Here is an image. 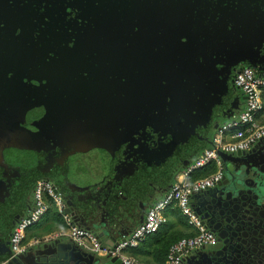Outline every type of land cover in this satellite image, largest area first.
<instances>
[{"label":"flooded vegetation","instance_id":"1","mask_svg":"<svg viewBox=\"0 0 264 264\" xmlns=\"http://www.w3.org/2000/svg\"><path fill=\"white\" fill-rule=\"evenodd\" d=\"M257 19V0H0V262L50 257L41 251L54 240L11 257L40 179L74 196V224L96 235L135 230L221 124L245 109L236 75L264 70L223 61L218 36H255ZM227 167L204 191L209 199L191 206L224 263L264 264V154L232 165L233 183ZM109 201L122 219L104 216ZM109 254L86 264H110Z\"/></svg>","mask_w":264,"mask_h":264},{"label":"built area","instance_id":"2","mask_svg":"<svg viewBox=\"0 0 264 264\" xmlns=\"http://www.w3.org/2000/svg\"><path fill=\"white\" fill-rule=\"evenodd\" d=\"M235 84L247 96L246 107L239 116V122L229 120L221 124L211 145L181 172L164 196L149 207L143 222L135 228L131 237L120 243L114 251L104 246L95 232L74 224L71 215L66 212L67 206L63 195L57 191L52 182L40 179L34 190V209L16 225L12 234L11 257L38 244L68 239L97 255L111 252L113 256H118L123 264H147L129 254L128 250L139 247L149 236L156 233L167 222L166 210L174 206L178 207L189 224L196 228V233L182 237L172 244L166 264H184L186 259L197 250L214 245L216 242L214 233L204 225L191 206L192 195L213 187L222 179L223 161L219 155L220 151L230 154L245 152L264 138V121L259 117L264 108L262 98L264 74H257L250 67H245L237 73ZM213 165L215 166L213 172L208 175H198L200 171H205ZM51 208H55L62 215L65 227L45 235L28 237L29 228L42 219ZM8 261L6 259L0 264H7Z\"/></svg>","mask_w":264,"mask_h":264},{"label":"water","instance_id":"3","mask_svg":"<svg viewBox=\"0 0 264 264\" xmlns=\"http://www.w3.org/2000/svg\"><path fill=\"white\" fill-rule=\"evenodd\" d=\"M258 3V19L257 23L252 26L251 29H254L252 33H254L255 36H218L219 40L224 41L225 48L221 50L222 53L225 54V57H223V61H235L236 63L239 62H252L253 65H260V68L264 70V55L260 54V47L262 46V43L264 42V0H257ZM248 27L243 26V30L250 29ZM257 35V36H256ZM248 43H252V45H248ZM253 48V50L251 49ZM212 57L211 60L213 63L218 62L219 60H215L217 56H215L213 53L210 54ZM222 61V60H221ZM226 63V62H223ZM264 72L260 73V75H263ZM231 97L235 98H241L239 94H229ZM242 100H246L247 96H243L241 98ZM229 119H232L234 117L229 116ZM234 121L239 122V118L235 119ZM226 122V121H225ZM220 128V127H219ZM264 154V138L261 139L256 143V146L254 150L245 153V152H237L236 156L226 153V152H219L220 158L222 159L223 163L227 164V170L225 173V178H227V181L225 183L229 182L233 183L235 181V176L230 174L228 170H231L232 165H234L238 160H244L247 158H250L252 156L256 155H262ZM251 179V178H250ZM252 180V179H251ZM65 200L66 203V212L67 213H75L74 211L80 209V205H78L74 201L73 195H66L64 196V193L58 189ZM93 193V192H92ZM262 194V193H261ZM195 199L199 204L202 205L203 201H207L209 199V196L206 195V193L203 192H197L192 195V199ZM78 199H81V197L78 196ZM93 200L92 196H90V202H88V205L93 206ZM110 202V201H109ZM103 206H105L106 203L102 201ZM110 207L108 206V211L105 213V217L111 218L112 216H116L119 219H122V215L117 212V204L115 202H110ZM197 211V209H196ZM136 214V213H135ZM135 214H133L131 217L134 218ZM197 214V213H196ZM199 216V214H197ZM125 219V217H124ZM144 220V217L140 220V223H142ZM134 230L129 231L128 233H123L120 229L117 227L114 229H100L97 233V237L99 240L104 243V246L108 247L111 251H114L116 247L128 240L131 237V234ZM227 243V239L223 242ZM222 243V245H223ZM52 247V251L48 252L47 248ZM41 253L48 255L50 257L45 258L44 261H41L38 264H86L87 260H90L93 256L95 258V261H99L101 257L97 255L94 252H91L89 250L81 248L79 245L74 243L71 240H65V239H59L54 240L50 244H47L44 246ZM221 253L222 248L221 246L212 245L208 247H203L193 254H191L185 261L184 264H204L202 261V256H208L209 259L212 261H216V264L220 262L221 264H226L221 259ZM21 254H18L13 258L14 260L20 259ZM38 254V253H37ZM110 264H123L121 259L118 256H113L110 252ZM109 258V257H108ZM97 264V263H96Z\"/></svg>","mask_w":264,"mask_h":264},{"label":"crops","instance_id":"4","mask_svg":"<svg viewBox=\"0 0 264 264\" xmlns=\"http://www.w3.org/2000/svg\"><path fill=\"white\" fill-rule=\"evenodd\" d=\"M262 98L264 101V91L262 94ZM259 117H260L261 121H264V112L261 113L259 115ZM235 119H237V118L227 119L226 121L235 120ZM216 132H217V130H216ZM216 132H215V134H216ZM214 135H213V137H214ZM210 145H211V143L208 144L205 148L209 147ZM210 167H215V166L213 165ZM210 167L205 170V172H208V173H206L207 175L215 170V169L211 170ZM181 172H180V174H181ZM205 172L203 171L201 174L199 173L198 175H204ZM177 178H176V180H177ZM162 197L163 196H161L160 199ZM165 214L167 217V222L156 233L149 236L147 238L148 240L144 244H142L138 249H129L128 250L129 254L135 256L136 258L142 260L143 262H145L147 264H159L158 260L156 259L155 248L157 246V243L161 239H163V240H169V239L176 240V239H179L181 237L190 236V235H193L196 233V228L193 225L189 224L188 219L181 213V210L178 207L174 206V207L168 208L166 210ZM64 227H65L64 221H58V220H55L54 218H50L48 216V213H47L44 216V219L42 220L38 229H39V231H43V230L48 231L46 233H43V235H45L48 233L58 231ZM39 236H41V235H39ZM165 264H166V262H165Z\"/></svg>","mask_w":264,"mask_h":264},{"label":"trees","instance_id":"5","mask_svg":"<svg viewBox=\"0 0 264 264\" xmlns=\"http://www.w3.org/2000/svg\"><path fill=\"white\" fill-rule=\"evenodd\" d=\"M264 102V101H263ZM264 112V108H263V111H262V113ZM210 169L211 170H214L215 169V167H210ZM203 171H200V174L202 173ZM205 172V171H204ZM206 173H208V172H205V174L204 175H207ZM48 216L50 217V218H54L55 220H58V221H63V218H62V215L58 212V211H56L54 208H51L48 212ZM182 238V237H181ZM180 239V238H179ZM179 239H176V240H171V239H169V240H163V239H161L158 243H157V246H156V248H155V254H156V259L158 260V262H159V264H165V262H166V259H167V256H168V253H169V250H170V247L172 246V244L174 243V242H176L177 240H179ZM148 240V239H147ZM146 240V241H147ZM145 241V242H146ZM144 242V243H145ZM143 243V244H144ZM142 245V244H141ZM140 245V246H141ZM139 246V247H140ZM139 247H137V248H132V249H138Z\"/></svg>","mask_w":264,"mask_h":264},{"label":"rangeland","instance_id":"6","mask_svg":"<svg viewBox=\"0 0 264 264\" xmlns=\"http://www.w3.org/2000/svg\"><path fill=\"white\" fill-rule=\"evenodd\" d=\"M216 132V131H215ZM215 132L213 133V135L215 134ZM212 135V136H213ZM41 223L37 224L36 226L34 227H31L29 228L28 230V237H31V236H34V235H43V233H46L48 231L46 230H43V231H39V226H40Z\"/></svg>","mask_w":264,"mask_h":264}]
</instances>
